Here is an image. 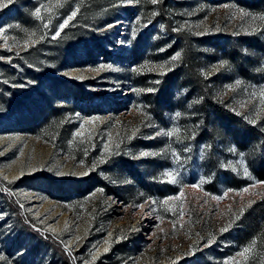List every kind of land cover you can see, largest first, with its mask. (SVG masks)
<instances>
[{
	"label": "rangeland",
	"instance_id": "374dc122",
	"mask_svg": "<svg viewBox=\"0 0 264 264\" xmlns=\"http://www.w3.org/2000/svg\"><path fill=\"white\" fill-rule=\"evenodd\" d=\"M26 1L15 0L0 9V28L7 29L0 33V51L7 53L0 54V62H9L8 58H17L40 43V50L25 63L39 64L40 78H62L67 84L55 91L40 85V94L24 84L12 85L25 88L28 97L22 94V102L12 105V112L0 111V264H63L43 245L35 248L36 240L20 224L51 238L69 264H245L237 256L240 251L229 249L235 244L228 232L241 208L264 196V185L256 184L242 195L230 191L217 201L212 197L224 196L227 190L212 194L187 181L190 141L197 128L195 100L186 97L185 89H177L172 109H166L160 120L149 113L147 99L157 76L176 65L179 58L172 61L171 57L180 52L166 55L171 44H163L166 31L157 14L152 15L157 13L156 4L151 0L124 4L119 0H28L35 3L30 17L19 19L15 8ZM41 6L42 18H36L33 13ZM96 7L97 11H91ZM74 10H78L77 26L92 33L84 32L87 39L82 43L68 33L62 48L51 44L48 40L58 25ZM241 10L250 15L242 17ZM166 15L174 31L255 41L251 48L242 46L241 61L232 59L229 48H200L199 68L204 78L212 79L216 100L264 130V107L249 95L264 85V19L260 18L264 0H167ZM237 80L240 86L229 91L226 86ZM48 99L61 112L51 119V130L56 132H20L22 121L16 120V112L33 110ZM174 126L180 129L178 137L148 138ZM136 128L139 132L129 140ZM63 130L67 134L58 137ZM76 131L83 135L74 136ZM105 144L110 149L107 153ZM141 152L160 154L141 157ZM166 171L176 174V183L161 182L170 180L162 175ZM140 178L148 185L157 184L160 192H177L159 200L147 197ZM170 196L179 199L163 204ZM229 224L227 231H220ZM210 238L214 242L205 246Z\"/></svg>",
	"mask_w": 264,
	"mask_h": 264
},
{
	"label": "trees",
	"instance_id": "16d2710c",
	"mask_svg": "<svg viewBox=\"0 0 264 264\" xmlns=\"http://www.w3.org/2000/svg\"><path fill=\"white\" fill-rule=\"evenodd\" d=\"M34 6L35 3L28 0L17 5L15 8L16 17L19 19L30 17ZM166 7L167 0H158L156 3V19L161 20L167 35L163 44H171L166 55L180 51L181 56L172 69L157 76V84L154 91L149 94L147 101L150 115L160 120L166 109H172L175 90L185 89L186 97L195 100L197 128L190 141L187 181L200 184L203 191L212 194H221L228 189L239 190L253 184L254 180L264 181V130L258 124L248 122L242 115H237L224 103L216 100L211 86L212 79L204 78L199 68L200 51L198 49L200 48L211 47L216 51L229 48L228 51L231 53L232 59L241 61L244 59L242 46L251 48L255 41L245 36L233 38L225 34L198 37L184 31H174L170 18L166 15ZM98 9L97 7L92 8L91 11ZM78 22L79 16L63 29L56 40L49 39L48 41L62 48L66 34L73 33L74 41L82 43L87 39L84 32L91 34L92 30H82L77 26ZM39 50L40 43L19 53L18 55L22 59L18 56L11 62L4 60L0 62V111L12 112V105L21 103L22 96L28 97V93L24 94L25 88H16L12 85L24 84L38 94H40L38 87L43 84L47 85L51 91H55L58 86H66L67 81L62 78L49 77L45 80L37 76L36 69L40 67L39 64L31 62L27 65L25 63L31 54ZM0 54L7 55L3 51H0ZM15 64L22 67L23 70L12 66ZM65 89L68 88L65 87ZM41 103L40 107L33 110L16 112V120L22 121L18 128L20 132L31 135H40L41 132H56L51 130V119L56 120L61 112L53 108L49 99L43 100ZM63 132L67 134L66 130L59 131L58 137H64ZM199 155L200 157H198ZM245 167L254 180L248 179L244 175ZM130 171H133L132 168ZM199 175L201 176L200 180L197 179ZM201 181H203L202 184ZM76 185L79 188L82 182ZM141 186L147 197L156 200L177 192V190L160 192L162 190L157 184L148 185L143 179ZM238 217L228 232L229 239L235 244L234 248L229 249L241 251L249 245L253 238H256V246L248 254L245 264H264V196L245 208L243 214H239ZM20 225L36 240L35 248L41 244L52 252L61 263L69 264L60 246L51 238H44L28 227L26 228L25 225ZM232 231L234 235L230 236ZM217 259L221 261L220 257Z\"/></svg>",
	"mask_w": 264,
	"mask_h": 264
},
{
	"label": "snow or ice",
	"instance_id": "6c2138e0",
	"mask_svg": "<svg viewBox=\"0 0 264 264\" xmlns=\"http://www.w3.org/2000/svg\"><path fill=\"white\" fill-rule=\"evenodd\" d=\"M14 2H15V0H0V9L5 8V7H7L8 5H10V4L14 3ZM119 2H120L121 4H124V3H133L134 0H119ZM157 2H158V0H151V3H152V4H156ZM42 7H43V6H41V7H37V8L35 9V11H34L33 14H34V16H35L36 18H42V17H41ZM77 11H78V10H74V11H72V12H71V13H70L65 19H63V22L60 23V24L58 25V28L55 30L54 34L51 36V39H52V40H56V39L61 35V32L63 31V29H64L66 26H69L70 22L73 21V19H74L75 16L77 15ZM156 14H157V13H155V12L152 13L153 16H155ZM240 15L243 17V16H247V15H250V14H249V13H246V12H243V11L241 10ZM254 18H255V17H254ZM260 18H261V19H264V16H261ZM137 22L139 23V18H138ZM48 26H49L48 24H45V25H44L45 28H48ZM145 26H146V25H145ZM9 27H12V26L10 25ZM107 27H114V25H108ZM176 30L179 31V30H181V29H180V28H177ZM217 30H219V29H217ZM6 31H7V29H5V28H0V33H4V32H6ZM134 31H135V30H134ZM198 34H202V33H198ZM26 43H27V42H26ZM9 50H11V49H9ZM161 51H164V49H161ZM180 56H181V53H180V52H177V53H175L174 56L171 57V60H172V61H176L178 58H180ZM8 59H9V62H11V58H8ZM223 63H224V62H222V63L219 65V67H222V66H223ZM102 67H103V66H102ZM159 67L164 68L165 66H164V65H160ZM169 70H170V69H169ZM162 74H163V73H162ZM240 84H241V81H240V80H237V81H235V85H227L226 88H227L229 91H235V88L238 87V86H240ZM14 86H15V85H14ZM21 86H23V85H21ZM258 87H259V91H258V92L255 91V90H253V91L249 94V95H250V99L258 98V100H259V104H260L262 107H264V85H261V86H258ZM147 91H153V89L149 88V89H147ZM244 106H245L244 104H241V107H244ZM138 110H139V109H138ZM239 114H240V113L237 112V115H239ZM180 115H181L180 113H176V116H180ZM91 119H92V120H96V119H98V118L93 117V118H91ZM251 122H252V123H255L256 121L253 120V121H251ZM148 126H151V125H148ZM81 127H83V125H81ZM137 132H139V128L134 129V130H133V135H132V136H129L128 139L131 140V139L136 135ZM179 132H180V129L177 128V127H175V126L172 127L171 129H167V130L162 128V129H159V130L155 133L154 136H151V137H148V138H150V139H154L156 136L164 135V136H167V137H169V138L171 139V138L174 137V136H177V137H178ZM81 135H83V133L80 132V131H76V132L74 133V136H81ZM109 140H111V136H109ZM116 147L119 148V144H117ZM109 151H110V149H109V145H108V144H105V152L107 153V152H109ZM185 151H187V149H185ZM0 154H2V153H0ZM117 154H118V153H117ZM158 154H160V153L141 152V153H140V156H141V157H145V156L158 155ZM172 155L175 156L176 153L173 152ZM241 156H243L242 153H241ZM101 162H103V160H101ZM80 163L83 164L84 161L81 160ZM94 165H95V162H94ZM22 174H23V173H22ZM59 174H60V175H64L65 173H59ZM83 174L86 175L87 172H85V173H83ZM162 175H163L164 177H169L170 180H162L161 182H171V183H176V182H177V176H176V174L173 173V172H171V171H166V172H164ZM244 175H245L248 179H253V180H254V178L251 177V176L249 175L248 170H247L246 167L244 168ZM5 179H7V178L5 177ZM202 183H203V181H201V184H202ZM256 184L264 185V181H255V180H254V184H253L252 186H247V187H244V188H242V189L235 190V191H236L237 195H242L243 193H249V192H250V187H254ZM200 186H201L200 184H193V185H191V187H193V188H200ZM230 191H234V190H232V189H228V190L224 193V196L216 195V196H213L212 199H213V200L220 201V200H222L225 196H227V195H228V192H230ZM93 195H94V194H93ZM206 195H207V193H206ZM178 199H179V196H170V197L165 198V199L162 201V203L165 204V205H167V204L169 203V201L178 200ZM252 202H254V201H252ZM252 202H250V204H251ZM151 203H157V202H156V201H152ZM204 203H207V201H205ZM250 204H249V206H250ZM137 207L143 208L144 206H143V205H137ZM181 207H182V206H181ZM244 210H245L244 208H241V210H240V215L243 214ZM153 211H154V210H153ZM168 211H173V209H172V208H169ZM179 216H180V217H183V216H184V212H183V211H180V212H179ZM0 218H2V217H0ZM238 218H239V217L237 216L236 219H238ZM176 223H177V221H175V220L172 221V224H173V230H175ZM230 226H231L230 224H229V225H226L225 227L221 228L220 231H221V232L227 231V230H228V227H230ZM133 230H136V229H133ZM53 231H55V230L53 229ZM161 231H163V229H161ZM111 235H112V234L109 233V236H111ZM122 238H123V237H122ZM79 239H80V238L77 237V240H79ZM213 242H214V238H210V239L208 240V242H207V245H205V246H208V245H210V244L213 243ZM256 243H257V239H256V238H253V240L249 243V245L245 246L240 252L237 253V256L243 257L245 260H247V259H248V255H247V254H249V253L253 250V248L256 246ZM104 251H105V252L109 251V248H105ZM0 259H3V257H0ZM95 259H96V256L93 255V260H95ZM177 259H180V257H177ZM173 264H175V262H173ZM225 264H229V261H225ZM234 264H239V262H238V261H235Z\"/></svg>",
	"mask_w": 264,
	"mask_h": 264
}]
</instances>
